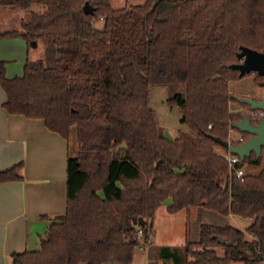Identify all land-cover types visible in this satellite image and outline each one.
<instances>
[{
    "label": "trees",
    "instance_id": "obj_1",
    "mask_svg": "<svg viewBox=\"0 0 264 264\" xmlns=\"http://www.w3.org/2000/svg\"><path fill=\"white\" fill-rule=\"evenodd\" d=\"M86 2L92 14H85ZM154 2L114 8L110 0H0L24 10L44 7L31 10L22 31L0 37H22L29 46L41 40L46 48L22 76L9 78L2 66L5 108L43 119L68 140L75 127L80 144L68 159L66 212L53 218L39 249L13 253L11 264H131L140 217L151 241L168 198L170 213L199 206L250 218L252 238L229 224L203 223L197 242L187 240L184 251L163 247L156 264H259L264 169L237 178L216 138L228 140L242 119L232 103L251 109L230 88L247 74L230 65L240 62L242 46L264 52V0H162L153 8ZM154 85L168 89L169 106L179 108L193 136L162 133L150 105ZM263 154L237 166L260 165ZM21 168L0 171V182L21 179ZM223 176L226 184L219 183Z\"/></svg>",
    "mask_w": 264,
    "mask_h": 264
},
{
    "label": "crops",
    "instance_id": "obj_2",
    "mask_svg": "<svg viewBox=\"0 0 264 264\" xmlns=\"http://www.w3.org/2000/svg\"><path fill=\"white\" fill-rule=\"evenodd\" d=\"M18 10L22 9L0 5V22L4 28L0 32L20 31L25 17ZM14 25L18 29L13 28ZM30 50L31 46L22 37H0V72L3 66L7 77L22 76L27 61L34 60ZM231 91L248 97L260 93V89L235 92L231 88ZM6 100L7 93L0 82V171L22 163L21 179L0 182V264H11L13 253L39 249L53 218L66 212L68 159L80 150L75 127L68 140L50 130L41 118L11 114L4 106ZM217 149L224 155L228 152L221 147ZM156 217L150 246L146 253H134L131 264L161 263L163 247L178 248L174 241L160 240L154 244L163 229ZM180 228L177 230L181 233L184 229L186 243L187 228L185 224ZM175 231L172 228L169 233Z\"/></svg>",
    "mask_w": 264,
    "mask_h": 264
},
{
    "label": "rangeland",
    "instance_id": "obj_3",
    "mask_svg": "<svg viewBox=\"0 0 264 264\" xmlns=\"http://www.w3.org/2000/svg\"><path fill=\"white\" fill-rule=\"evenodd\" d=\"M145 0H110L111 5L114 8H123L125 6L136 5V4H143ZM44 7L38 4H35L32 9L29 10H18L19 13H23L22 16L25 17L26 20L29 19L31 10L36 12H42ZM1 20V15H0ZM104 25L103 20L98 21L95 23L97 28H102ZM17 25H14L13 28H17ZM4 28L0 22V31ZM22 31V27L19 28ZM45 45L40 40L36 45L31 46L30 56L31 59H44L45 57ZM231 88L235 92H244L250 91L255 89H260L258 86V79L256 78L255 74L251 73L246 75L244 78L239 79L237 81H233L230 83ZM235 94V93H234ZM260 93H258L259 95ZM238 96L248 97L242 94H235ZM169 96V91L164 86L154 85L151 87L150 90V105L154 110L156 115V119L160 130L162 133L174 140L180 134L185 133L189 136H193L194 133L190 130V128L181 121V113L179 108H171L167 102ZM232 108L236 111H242L244 114L247 112L246 107H242L237 103H232ZM246 172L253 173V172H260L264 169V154L262 158V162L260 165H250L246 164L244 167ZM220 184H225L224 177L219 178ZM172 200L168 198L166 201L162 203L160 209L157 211V223L163 226L158 238L154 239V244L157 245V241L165 240V241H174L176 242V246L182 251L186 248L185 243V234L184 229L181 233L178 232L177 229H180V225L185 224L187 231H188V240L189 242H197L200 239V226L202 223H209L214 225H232L244 232H246V236L248 239H251L252 236L247 233L248 227L252 224V220L250 218H244L238 215L232 216H224L217 211L210 210L205 207H189L185 212H179L177 214L170 213L167 210V205L171 204ZM178 212V211H177ZM176 213V212H175ZM170 219V220H168ZM171 222V223H170ZM174 228L175 232H170ZM147 250L141 251L136 249L135 253H146ZM222 253V250H220Z\"/></svg>",
    "mask_w": 264,
    "mask_h": 264
},
{
    "label": "water",
    "instance_id": "obj_4",
    "mask_svg": "<svg viewBox=\"0 0 264 264\" xmlns=\"http://www.w3.org/2000/svg\"><path fill=\"white\" fill-rule=\"evenodd\" d=\"M161 1L162 0H155L153 8ZM84 12L85 14H92L94 12V8L89 2H86L84 5ZM238 57L240 62L231 64L230 68L239 70L240 76L243 77L246 74L257 73L259 76L264 77V52L242 46L241 51L238 53ZM262 86H264V82ZM235 98L240 103L249 105L252 110H264V97L259 99L255 97L235 96ZM232 127L240 132L251 134V137L246 142L239 145L230 143L228 140H223L221 138H216V141L222 146L227 147L231 153L238 155L242 161L251 157L253 153L257 157H260L264 149V119L259 120L258 123H253L247 114H242V119L233 123ZM126 146L127 144L124 143L119 149L125 148ZM223 177L226 184L227 177ZM139 223L144 226L146 221L143 217H140Z\"/></svg>",
    "mask_w": 264,
    "mask_h": 264
},
{
    "label": "built area",
    "instance_id": "obj_5",
    "mask_svg": "<svg viewBox=\"0 0 264 264\" xmlns=\"http://www.w3.org/2000/svg\"><path fill=\"white\" fill-rule=\"evenodd\" d=\"M246 114L251 118L253 123H258L259 120L264 119V110L250 109V110H247ZM228 141L230 143L239 145L243 142H246V138L243 132H240L236 128L231 126L229 130V134H228ZM225 156L228 161L231 173L235 175L237 178H240L241 180H243L246 174V171L244 167L237 166V164L241 161L240 157L238 155L231 153L230 151H228ZM142 227L143 226L140 225V223H138L136 226V231L138 233L137 236H138V239L140 240V244L138 245L137 249L144 251V250H147L148 247L150 246V241L145 239ZM258 253L261 255L259 264H264V254L262 250H259Z\"/></svg>",
    "mask_w": 264,
    "mask_h": 264
},
{
    "label": "flooded vegetation",
    "instance_id": "obj_6",
    "mask_svg": "<svg viewBox=\"0 0 264 264\" xmlns=\"http://www.w3.org/2000/svg\"><path fill=\"white\" fill-rule=\"evenodd\" d=\"M250 74H251V73H250ZM253 74H255V76L258 75L257 73H253ZM247 75H248V74H247ZM260 77H261V79L259 80V83H258V86H259V88H260V94H259V95L251 96V97H255V98H259V99H261V98L264 97V95H263V92H264V86H262V83L264 82V77H263V76H260Z\"/></svg>",
    "mask_w": 264,
    "mask_h": 264
}]
</instances>
